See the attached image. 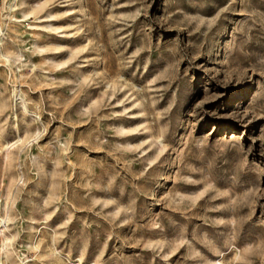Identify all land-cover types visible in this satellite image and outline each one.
<instances>
[{
	"label": "rangeland",
	"instance_id": "rangeland-1",
	"mask_svg": "<svg viewBox=\"0 0 264 264\" xmlns=\"http://www.w3.org/2000/svg\"><path fill=\"white\" fill-rule=\"evenodd\" d=\"M0 264H264V0H0Z\"/></svg>",
	"mask_w": 264,
	"mask_h": 264
}]
</instances>
